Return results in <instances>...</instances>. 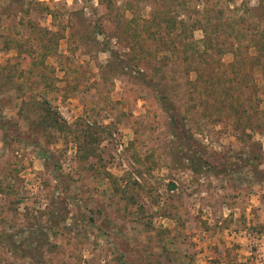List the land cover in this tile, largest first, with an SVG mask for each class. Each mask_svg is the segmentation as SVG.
<instances>
[{"label":"rangeland","instance_id":"rangeland-1","mask_svg":"<svg viewBox=\"0 0 264 264\" xmlns=\"http://www.w3.org/2000/svg\"><path fill=\"white\" fill-rule=\"evenodd\" d=\"M0 69V264H264V0H0Z\"/></svg>","mask_w":264,"mask_h":264},{"label":"trees","instance_id":"trees-1","mask_svg":"<svg viewBox=\"0 0 264 264\" xmlns=\"http://www.w3.org/2000/svg\"><path fill=\"white\" fill-rule=\"evenodd\" d=\"M133 37H136V35L134 34ZM204 39L202 40V43H207L210 46L204 52H208V49L213 50L214 49V47H213V38L209 35V33H207L205 35ZM37 59H38V57H34V61H36ZM208 61H209V58L205 57L204 55H201L199 57V64L204 63V64L209 65ZM1 76H4L2 69H0V77ZM198 79L202 80L200 78V76H199ZM8 81L11 84H13V82H14L13 78H9V77H8ZM214 91H215V89H214ZM162 103H163V108L167 112H171L170 103H169V97H168L167 94H164L162 96ZM31 109L35 110L34 113H36V111H38V110H42L43 111V113L41 114V117L39 116L38 120H36L39 129H42L44 131H51V130L61 131L67 125V123L63 121V118L61 117L59 112L52 110L51 103L48 100H46V99H44L43 102H39L38 101V103H36V106L31 108ZM22 110L23 109H21V112H22ZM30 111L31 110L27 111L26 116L28 115V113ZM10 125L17 126V123L10 122L3 114L0 113V126H1V128L6 130V128L9 127ZM88 156H90V155H88ZM191 162L192 163H194V162L196 163L197 162V160L194 159V156H193V158H191ZM192 169L194 170V168H192ZM194 171H196V170H194Z\"/></svg>","mask_w":264,"mask_h":264}]
</instances>
